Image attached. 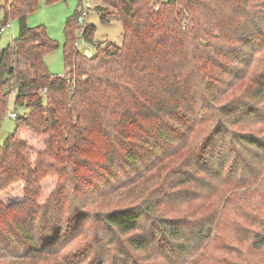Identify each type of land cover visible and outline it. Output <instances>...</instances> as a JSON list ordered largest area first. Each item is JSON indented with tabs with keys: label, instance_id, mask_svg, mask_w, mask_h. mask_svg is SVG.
<instances>
[{
	"label": "trees",
	"instance_id": "trees-1",
	"mask_svg": "<svg viewBox=\"0 0 264 264\" xmlns=\"http://www.w3.org/2000/svg\"><path fill=\"white\" fill-rule=\"evenodd\" d=\"M39 1L0 6L1 26L20 25L0 48V128L12 94L25 109L0 145V194L18 183L26 194L0 199V261L190 264L226 210L258 195L239 214L237 242L204 262L264 264V0H99L102 22H122L123 44L83 54L77 9L65 28V75L45 61L59 43L28 24ZM95 31L89 24L82 37ZM50 177L58 185L41 204ZM213 192L219 202L203 212ZM87 223L91 243L67 252Z\"/></svg>",
	"mask_w": 264,
	"mask_h": 264
},
{
	"label": "rangeland",
	"instance_id": "rangeland-1",
	"mask_svg": "<svg viewBox=\"0 0 264 264\" xmlns=\"http://www.w3.org/2000/svg\"><path fill=\"white\" fill-rule=\"evenodd\" d=\"M8 0H0V6L6 4ZM84 3L89 2L92 6L89 15L85 18L83 23L79 24L74 31V36L76 38V45L78 49L85 55L92 57L95 56L98 52V44H103L105 46L108 42H113L118 45L123 44V24L117 18H112L110 22L105 23L101 20V14L97 9V6L102 4L99 0H82ZM79 0H61L54 3L48 2V0H40L39 6L36 11L31 13L28 16V24L30 26L44 25L47 29L49 36L56 40L59 43V47L46 55L45 61L49 70L55 75H65L67 68L64 60V44L66 41L65 37V28L68 18L72 17L79 6ZM82 2V3H83ZM4 18V10H0V27L2 25V20ZM11 22V26L8 27L4 32L0 34V48L7 46L14 38L18 37L20 34V25L19 19L17 17L11 18L9 20ZM92 24L96 26V31L94 33L93 40H87L82 37V32L86 28L87 25ZM23 113L25 111L24 108L19 107L16 109L15 106V95L12 94L9 100V110L7 114L4 116L1 122L0 128V145L4 144L6 139L12 134L16 127V119L15 117L10 116V112ZM263 126V125H262ZM258 129H261V127ZM244 129H251V126H242ZM211 128V124L207 123L200 127L199 136L202 135L206 130ZM24 137L30 142L33 151H37L42 149V144L35 137L25 134ZM195 137V135H194ZM197 143L195 140L193 143ZM184 152V151H182ZM264 169V165L262 166ZM57 177H50L45 180L42 184V198L40 200L41 204L47 202L52 193L55 191L58 185ZM259 186L255 185L257 188ZM247 195L245 193H242ZM25 186L24 183H18L13 185V187L5 192L0 194V199L4 204H10L16 201H22L25 199ZM261 197L257 195L255 201L251 198L244 201L242 198L236 200V207H240L241 210H238L235 206H230V209L226 210L224 214V221L220 228L218 234L215 235L216 240L212 245L209 244L206 253L196 254L198 256L195 257L194 261L190 264H197L198 260H203L200 264H207L204 262V259L209 255V253H213L217 250L218 253H221L222 244L231 242H237L236 237L238 238V229L240 224V216L239 214L245 211L246 208L251 209L252 205L258 204ZM218 199L216 198V194L213 192L202 207L200 209L205 212L209 209H214L218 204ZM225 204V202H223ZM197 206V204H193L192 207ZM223 218V215H222ZM85 231L83 235L78 237L76 243H71L66 246L67 252H78L80 248L89 245L93 238V229L91 223H87L85 226ZM228 244V243H227ZM216 252V253H217ZM208 256V258H209ZM207 258V259H208ZM167 260H162L163 263L174 264L171 258L166 257ZM208 263H210L208 260ZM54 261H59V256L53 257ZM213 263V262H212ZM0 264H16L13 256H7L3 260L0 261ZM26 264V263H22ZM72 264H75L72 262ZM180 264V263H178Z\"/></svg>",
	"mask_w": 264,
	"mask_h": 264
},
{
	"label": "built area",
	"instance_id": "built-area-1",
	"mask_svg": "<svg viewBox=\"0 0 264 264\" xmlns=\"http://www.w3.org/2000/svg\"><path fill=\"white\" fill-rule=\"evenodd\" d=\"M91 8H92V6H91V4L89 2H85V3L83 2L79 6L78 11H79V14H80V16H79V22L80 23H83L85 21V18L89 15V12H90ZM10 26H11V22H8L5 25L1 26L0 27V34L2 32H4ZM10 116L11 117H16L17 113L12 111V112H10Z\"/></svg>",
	"mask_w": 264,
	"mask_h": 264
}]
</instances>
